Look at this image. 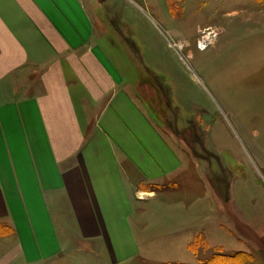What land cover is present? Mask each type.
Here are the masks:
<instances>
[{
    "label": "crops",
    "instance_id": "crops-1",
    "mask_svg": "<svg viewBox=\"0 0 264 264\" xmlns=\"http://www.w3.org/2000/svg\"><path fill=\"white\" fill-rule=\"evenodd\" d=\"M109 1L0 0V264H169L139 234L182 162L124 87Z\"/></svg>",
    "mask_w": 264,
    "mask_h": 264
},
{
    "label": "rangeland",
    "instance_id": "rangeland-1",
    "mask_svg": "<svg viewBox=\"0 0 264 264\" xmlns=\"http://www.w3.org/2000/svg\"><path fill=\"white\" fill-rule=\"evenodd\" d=\"M108 5L116 21L108 51L124 87L182 162L163 203L144 205L155 213L143 215L140 256L176 264L243 253L244 264H264V0H185L180 16L166 0ZM210 30L216 36L200 49ZM168 199L194 204L198 222L166 226L155 208Z\"/></svg>",
    "mask_w": 264,
    "mask_h": 264
},
{
    "label": "trees",
    "instance_id": "trees-1",
    "mask_svg": "<svg viewBox=\"0 0 264 264\" xmlns=\"http://www.w3.org/2000/svg\"><path fill=\"white\" fill-rule=\"evenodd\" d=\"M185 0H166L167 6H169L170 9V13L174 16H180L183 13V7L181 6V4L184 3ZM6 225L2 222H0V229L5 228ZM3 231L0 230V233H2ZM8 232H3V233H9ZM201 239V238H200ZM200 239L196 240V242H194V244L191 245V248L196 249L197 243L199 244ZM243 253H235L232 255H228V254H221L219 253V255H214L211 258L207 259L206 261H201L198 264H244V259L242 258ZM241 258V259H240ZM186 264V263H183Z\"/></svg>",
    "mask_w": 264,
    "mask_h": 264
},
{
    "label": "bare ground",
    "instance_id": "bare-ground-1",
    "mask_svg": "<svg viewBox=\"0 0 264 264\" xmlns=\"http://www.w3.org/2000/svg\"><path fill=\"white\" fill-rule=\"evenodd\" d=\"M212 34L214 36H216V33H213L212 30L202 33V36L204 35V37H203L204 40L200 39V41H199V42H201V44H199L200 49H205L207 47V44H206L207 40L209 39L210 35H212Z\"/></svg>",
    "mask_w": 264,
    "mask_h": 264
},
{
    "label": "built area",
    "instance_id": "built-area-1",
    "mask_svg": "<svg viewBox=\"0 0 264 264\" xmlns=\"http://www.w3.org/2000/svg\"><path fill=\"white\" fill-rule=\"evenodd\" d=\"M199 44H201V42Z\"/></svg>",
    "mask_w": 264,
    "mask_h": 264
}]
</instances>
